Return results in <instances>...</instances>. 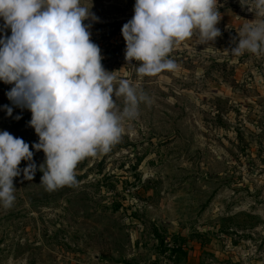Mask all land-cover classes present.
Wrapping results in <instances>:
<instances>
[{
    "label": "rangeland",
    "instance_id": "374dc122",
    "mask_svg": "<svg viewBox=\"0 0 264 264\" xmlns=\"http://www.w3.org/2000/svg\"><path fill=\"white\" fill-rule=\"evenodd\" d=\"M80 2L99 18L84 23L114 86L127 79L151 103L139 105L110 151L77 164L75 184L49 191L32 113L0 81V131L33 151L13 179V206L0 207V264H264V54L227 51L244 24L264 17L218 0L222 35L208 44L193 36L170 52L175 71L140 78L121 32L136 0ZM113 99L122 111L124 97Z\"/></svg>",
    "mask_w": 264,
    "mask_h": 264
},
{
    "label": "clouds",
    "instance_id": "9594fccd",
    "mask_svg": "<svg viewBox=\"0 0 264 264\" xmlns=\"http://www.w3.org/2000/svg\"><path fill=\"white\" fill-rule=\"evenodd\" d=\"M218 0H136L134 15L122 35L125 59L141 62L137 75L155 76L175 71L168 56L174 47L196 37L197 44L221 36ZM242 8L264 17V0H240ZM0 18L11 36L0 39V81L14 85L6 93L20 108L31 111L28 125L39 137L32 147L45 153L39 166L41 183L49 191L76 183L75 168L88 156L107 153L119 142L124 123L138 118L139 105L151 103L127 79L106 71L101 49L91 40L85 20L98 21L80 0H0ZM233 57L250 52L264 54V19L244 24ZM238 39V43H237ZM124 97L117 109L113 99ZM8 116L13 109L4 105ZM21 117L16 116L19 120ZM22 160L32 161L33 151L22 138L0 131V207L10 209L15 201L13 179L21 174ZM37 165L23 169L33 180Z\"/></svg>",
    "mask_w": 264,
    "mask_h": 264
},
{
    "label": "built area",
    "instance_id": "2783aa9c",
    "mask_svg": "<svg viewBox=\"0 0 264 264\" xmlns=\"http://www.w3.org/2000/svg\"><path fill=\"white\" fill-rule=\"evenodd\" d=\"M242 11L246 14V16L250 17L254 12L248 11L246 8H242ZM263 18V17H262Z\"/></svg>",
    "mask_w": 264,
    "mask_h": 264
}]
</instances>
